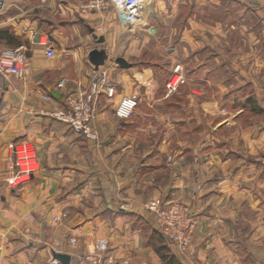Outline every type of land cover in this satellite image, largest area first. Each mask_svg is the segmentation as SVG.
I'll return each instance as SVG.
<instances>
[{"label":"crops","instance_id":"0c3cea01","mask_svg":"<svg viewBox=\"0 0 264 264\" xmlns=\"http://www.w3.org/2000/svg\"><path fill=\"white\" fill-rule=\"evenodd\" d=\"M45 1L50 7L21 11L23 0H0V52L21 49L29 60L22 77L0 74V264H61L54 254L67 255L69 264L87 254L164 264L158 248L165 245L143 209L156 197L191 206L198 221L187 254L170 251L175 262L264 264V121L236 123L244 102L264 112V3L152 0L147 15L169 23L175 53L189 58L186 86L167 95L160 68L138 61L148 55L138 47L146 38L142 25L124 31L111 10L80 13L87 0ZM39 9L41 26L23 17ZM43 35L52 57L40 44ZM94 50L106 53L99 67L90 62ZM97 72L109 76L115 94L99 97L93 125L99 139L92 142L45 113ZM130 96L138 107L119 120L115 109ZM229 100L243 102L230 120L199 125ZM15 140L34 146L40 169L9 187L7 144Z\"/></svg>","mask_w":264,"mask_h":264},{"label":"built area","instance_id":"2783aa9c","mask_svg":"<svg viewBox=\"0 0 264 264\" xmlns=\"http://www.w3.org/2000/svg\"><path fill=\"white\" fill-rule=\"evenodd\" d=\"M264 2V0H256ZM47 7L48 1H44ZM148 0H87L79 7L83 14L98 13L111 10L124 31H131L144 24ZM47 49V56L52 57L54 50L49 38L42 36L40 42ZM29 67V60L21 49L7 48L0 52V74L4 77L15 75L22 77ZM184 83L182 68L176 66L172 78L166 84L167 94H172ZM65 84V80L59 83V87ZM105 94L112 98L115 94L114 86L110 84V78L105 72H97L90 79L86 87L76 92L67 94L62 105H53L45 114L65 125L72 134L87 141L97 142L99 137L94 129V121L97 116L99 97ZM42 101L53 103L50 95L42 94ZM136 96L124 97L115 109V116L119 120H128L133 117L137 108ZM8 170L6 184L9 187H17L29 181L30 177L39 170V162L34 146L28 141H11L7 144ZM145 206V211L152 216V222L158 234L166 242L182 254L194 235L197 221L191 209L186 205L175 202L161 207L157 203L150 202ZM77 264H123L117 263L112 256H86L79 259Z\"/></svg>","mask_w":264,"mask_h":264},{"label":"rangeland","instance_id":"374dc122","mask_svg":"<svg viewBox=\"0 0 264 264\" xmlns=\"http://www.w3.org/2000/svg\"><path fill=\"white\" fill-rule=\"evenodd\" d=\"M44 1L45 0H42V1L41 0H29L31 6L32 5L33 6H35V5H41V6L44 5L45 6L46 3ZM27 3L28 2L23 0V2L20 5V10L21 11H26L29 8H31V6L29 7L30 4H27ZM260 3H264V2H260ZM39 11H40V9L38 10V12L34 11V12L30 13V14L29 13L23 14V17L25 19H35L37 25L41 26L42 21H43L42 19H43L44 15L41 12H39ZM190 12L191 11L188 8V9H186L183 12L182 15L186 16ZM167 25L168 26L165 27L162 24L153 22V21H151L150 17L147 14H145L144 25H142L141 27H142V29L144 28L145 31H146L145 32L146 38L145 39H142V38L139 39L138 47H141V46L143 47L144 46L143 49H144V51H146V53L148 55L146 57H144V58L140 57V59H138V61H141V62L144 61L145 63L147 62V63H150V64L156 66V68H160L158 70L159 72H157L158 80H159V82L166 81L167 83L172 78L174 68L176 66H180L182 68V73H183V77H184V83L181 84L180 86H182V87L184 86L185 87L186 86V82H187V76H186V72L187 71H186V69L189 70V67H190L188 65L189 64V58L186 57L185 54H180V53H177V52L175 53V46L178 44V39L176 37L174 38V35L173 36H169L172 27L169 26V23H167ZM149 28L150 29H155L156 30L155 33L152 34L151 32H148ZM42 32H43V34L47 35L46 31H42ZM142 53L143 52H141L140 55H142ZM231 57H233V55H231ZM110 58L112 60V57H110ZM179 87L177 88V90L179 89ZM233 87L230 88L231 92L233 90V93H236L237 87H235V86H233ZM166 92H167V89H166ZM175 92H173V93H175ZM249 92H250V90H249ZM215 93H216V91H215ZM169 95H172V94H169ZM231 100H229L228 102L221 103V106H220L221 111L216 113L214 116H211V117H208V118L201 116L200 119H199V122H200L199 125L204 126V127H208V126H211V125L212 126H216L219 122H221L223 120L224 121L230 120L231 119V118H229L230 114L235 113L237 110H239L243 106V102H239L238 103L236 101L233 102ZM169 103L171 104V106H173V107H171V109H173L174 105H175V102L171 101ZM244 105H245L244 106V108H245L244 114L242 116H240V117H237V122L236 123H237L238 126H240V127H248L249 125H251V124H253L255 122L256 123H259V122L262 123L264 121V112L260 111L258 106L253 105V104H248L246 102H244ZM253 107H256L257 111H252ZM159 114H161V112H159ZM173 114H174V112H173ZM157 116H158V114H157ZM158 117H161V115H159ZM153 120H155V123H158V121H156V119H153ZM167 120H168L169 124L170 123L173 124V121L175 120V118L174 117H169V118H167ZM185 125L188 126V123L185 122ZM182 136H184V135H182ZM198 136L201 137L203 135H198ZM199 140H200V138H199ZM36 154H37V151H36ZM37 159H38V156H37ZM38 162H39V160H38ZM39 169H40V164H39ZM150 202L157 203L158 205L163 207L165 205H168V204H171V203H175V202L177 203L179 201L163 200L162 198L156 197V198H152V199H149V200L145 201V203H143V209H145L144 205H146L147 203H150ZM179 203H182V202H179ZM182 204L186 205L193 212V209H192L191 206H189V205H187L185 203H182ZM120 208L124 209L123 206H121ZM146 214L149 216V221L153 225L152 228L154 230H156L155 227H154V224L152 222V216L149 215L148 212H146ZM193 214L195 216L194 212H193ZM195 218H196V216H195ZM196 221H197V218H196ZM197 228H198V221H197V225H196V229H195L194 235L192 237V241L190 242V244L187 247V249L180 255H182V256L186 255L187 252L189 251V249L191 248V246L193 244V241H194V236H195V233L197 231ZM164 241H166V240H164ZM169 246H170V250L173 253L174 252L178 253L177 250L174 249L171 245H169ZM90 255L100 256L102 258L108 257V256H112L113 259L117 263L131 264L130 260L121 259V258L116 257L114 255L101 256V255H96V254H87V255L80 256L78 258V261H79V259H82V258H84L86 256H90Z\"/></svg>","mask_w":264,"mask_h":264},{"label":"water","instance_id":"95a60500","mask_svg":"<svg viewBox=\"0 0 264 264\" xmlns=\"http://www.w3.org/2000/svg\"><path fill=\"white\" fill-rule=\"evenodd\" d=\"M153 7H152V0H148L147 7H146V14H149L152 12ZM95 38V35H94ZM99 43L103 42V38L98 39ZM106 59V53L104 51H97L94 50L90 54V62L95 66L99 67L103 65L104 61ZM116 63L119 64L121 67H127V64L122 58L116 59ZM54 258L59 261L61 264H69V257L67 255H62V254H54Z\"/></svg>","mask_w":264,"mask_h":264},{"label":"trees","instance_id":"16d2710c","mask_svg":"<svg viewBox=\"0 0 264 264\" xmlns=\"http://www.w3.org/2000/svg\"><path fill=\"white\" fill-rule=\"evenodd\" d=\"M249 104H253L252 102ZM252 111H257L256 107H253ZM154 232L156 233V235L159 237V239L164 243L165 246H160L158 248V253L161 257V259L163 260L164 264H179L177 262H175L174 256L171 255L172 252L170 253V246L166 243V241H164V239L158 234V232L156 230H154Z\"/></svg>","mask_w":264,"mask_h":264}]
</instances>
